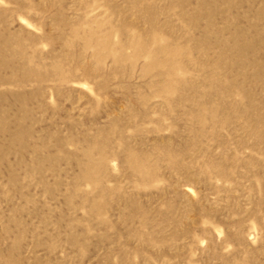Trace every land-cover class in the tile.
<instances>
[{"label": "rangeland", "instance_id": "374dc122", "mask_svg": "<svg viewBox=\"0 0 264 264\" xmlns=\"http://www.w3.org/2000/svg\"><path fill=\"white\" fill-rule=\"evenodd\" d=\"M0 264H264V0H0Z\"/></svg>", "mask_w": 264, "mask_h": 264}]
</instances>
